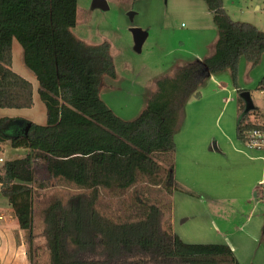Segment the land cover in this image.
<instances>
[{
    "label": "trees",
    "instance_id": "1",
    "mask_svg": "<svg viewBox=\"0 0 264 264\" xmlns=\"http://www.w3.org/2000/svg\"><path fill=\"white\" fill-rule=\"evenodd\" d=\"M203 1L217 30L212 52L156 79L140 113L123 119L100 97L102 78L116 77L110 44L86 43L71 31L77 0H0V108L33 104L31 81L11 68L14 40L45 108L43 124L0 117V143L26 150L1 163L0 193L22 231L29 264L39 252L33 232V200L39 196L33 163L38 162L49 176L88 190L72 194L65 204L49 199L41 210L48 264H141L149 256L164 264H240L225 243H188L172 232L170 222L163 227L161 200L139 203L135 219L121 222L95 207L101 187L122 190L143 177L159 184L162 168L168 195L172 187L194 195L174 183L170 169L160 163L166 157L157 156L175 150L186 103L200 96L210 74L228 70L236 85L240 59L255 65L264 53V30L233 20L222 0ZM256 88L264 90V77ZM252 128H264V110L254 107L237 119L236 138L246 142ZM166 204L169 210V199Z\"/></svg>",
    "mask_w": 264,
    "mask_h": 264
},
{
    "label": "rangeland",
    "instance_id": "2",
    "mask_svg": "<svg viewBox=\"0 0 264 264\" xmlns=\"http://www.w3.org/2000/svg\"><path fill=\"white\" fill-rule=\"evenodd\" d=\"M107 5L106 9L93 8L92 0H77L76 21L71 31L86 43L107 41L110 44L116 77L102 78L100 97L116 115L132 119L145 106L147 96L155 89L156 79L171 75L177 67L199 59L196 55L202 57L212 51L217 30L203 0H107ZM222 5L233 20L248 22L264 30V0H222ZM131 27L147 33L139 50L134 48ZM11 68L32 82L33 104L30 108H0V117L18 116L43 124L45 108L37 94L38 83L23 65L21 48L16 40L12 44ZM210 76L213 81L207 77L199 88L200 96L190 97L186 103L184 119L174 135L175 150L166 156H157L159 160L166 157L160 163L170 169L174 183L194 191V195L174 187L168 195L162 168L159 184L143 177L122 190L101 187L95 207L101 215L121 222L135 219V212L137 215L142 210L139 203L159 205L161 200L163 227L170 222L172 232L188 243H216L222 238L214 233L213 226L220 232L233 230L235 225L244 222L255 205L261 222L257 228L260 237L256 242H250L246 237L242 239L252 246L250 258L254 259V264H264V244L261 242L264 200L255 198L249 190L255 180V171L248 172L249 164L241 161L244 159L235 163L229 160L235 157L231 143L240 144L235 137L239 116L237 89L247 90L254 106L264 110V90L256 88L264 77V53L255 65L240 59L236 85L228 70ZM214 138L219 139L223 151L213 148ZM24 153V148H13L6 141L0 143V157L4 161ZM33 165L36 169L33 185L39 193L33 200V232L39 247L34 264H48L41 210L49 199L58 198L65 204L72 194L88 190L60 177L49 176L39 162ZM236 166L238 170H235ZM189 168L193 169L192 173ZM180 182L195 184L199 189L185 184L184 187ZM196 193L200 197H196ZM9 207L7 199L0 193V209ZM141 264L164 263L149 256ZM244 264L251 263L244 261Z\"/></svg>",
    "mask_w": 264,
    "mask_h": 264
},
{
    "label": "crops",
    "instance_id": "3",
    "mask_svg": "<svg viewBox=\"0 0 264 264\" xmlns=\"http://www.w3.org/2000/svg\"><path fill=\"white\" fill-rule=\"evenodd\" d=\"M214 41L211 44L212 50H213ZM210 53L208 52V54ZM208 54H205V56ZM205 56L201 57L199 55H196L195 57L202 59ZM209 78L212 79L211 81H213L212 76L209 75ZM222 136H224L223 133ZM239 143H240L239 145L237 143H235V145L231 143L230 147L231 150L234 152L235 157H230L229 160L235 163L240 159H244L241 161L249 164L247 165V167L249 168L248 172H251L252 174L255 171V180L253 181L249 189L251 192L253 191V195H254V189L256 188V185L264 180V178H262L264 173V152L249 148L240 141ZM212 146L216 150L220 149L221 151H223V148L220 147V141L217 138H214V140L212 141ZM223 153L226 155L225 151ZM183 165H186L187 167L190 166L189 164H185V163H183ZM235 170H238L237 166ZM189 171L192 173L193 169L189 168ZM180 183H182L183 186L185 184L189 187L191 186L192 188L196 187L199 189V186L195 184H186V182H180ZM230 196L233 197V195L231 194ZM196 197H200V195L196 193ZM257 211L258 210L256 209V206L253 205L249 213L247 214L246 218L244 219V222L235 225L233 230H222V232H220L217 226H213L214 233L222 238V241L216 243L227 244L233 251L235 258L238 260L240 264H244V261L254 264L253 262L254 259L250 258L252 246L251 245L249 246L247 245V243H244L242 237L248 238L250 242H256L257 239L260 237L259 236L260 232L257 231V228L259 227V224L261 222L259 220V215ZM171 222L172 224L174 223L173 218L171 219ZM215 228L217 229V231L215 230ZM0 264H29L26 256L25 246L22 240V231L19 229L16 218L13 216L10 207L5 209H0Z\"/></svg>",
    "mask_w": 264,
    "mask_h": 264
},
{
    "label": "water",
    "instance_id": "4",
    "mask_svg": "<svg viewBox=\"0 0 264 264\" xmlns=\"http://www.w3.org/2000/svg\"><path fill=\"white\" fill-rule=\"evenodd\" d=\"M92 7H101L103 9L108 8L107 5V0H92ZM132 16V14H130V17ZM130 30L133 33V38H134V48L136 50L140 49V46L143 42V40L145 39L147 33L146 31H143L140 28L137 27H131ZM239 97L242 99L243 101V110L241 111L240 115L238 116V120L245 115L246 113H248L249 111L254 109V104L252 102V99L250 97V94L247 90H242L238 93Z\"/></svg>",
    "mask_w": 264,
    "mask_h": 264
},
{
    "label": "built area",
    "instance_id": "5",
    "mask_svg": "<svg viewBox=\"0 0 264 264\" xmlns=\"http://www.w3.org/2000/svg\"><path fill=\"white\" fill-rule=\"evenodd\" d=\"M244 144L252 149L264 152V128H252L247 132V141ZM0 162L3 163L4 159L0 157ZM255 197L264 200V180L258 183L254 189Z\"/></svg>",
    "mask_w": 264,
    "mask_h": 264
}]
</instances>
